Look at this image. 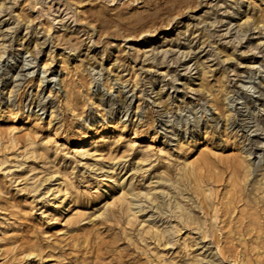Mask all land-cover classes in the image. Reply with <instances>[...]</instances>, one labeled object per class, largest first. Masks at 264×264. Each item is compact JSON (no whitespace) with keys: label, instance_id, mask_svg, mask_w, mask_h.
Segmentation results:
<instances>
[{"label":"rangeland","instance_id":"rangeland-1","mask_svg":"<svg viewBox=\"0 0 264 264\" xmlns=\"http://www.w3.org/2000/svg\"><path fill=\"white\" fill-rule=\"evenodd\" d=\"M151 2L0 0V264H264V0Z\"/></svg>","mask_w":264,"mask_h":264},{"label":"bare ground","instance_id":"bare-ground-1","mask_svg":"<svg viewBox=\"0 0 264 264\" xmlns=\"http://www.w3.org/2000/svg\"><path fill=\"white\" fill-rule=\"evenodd\" d=\"M150 2H151V0H150ZM151 3H152V2H151ZM155 4H156V3H155ZM186 4H187V3H186ZM1 7H2V6H1ZM245 15H246V14H245ZM18 16H20V15H18ZM18 16H17V17H18ZM21 18H22V17H21ZM246 18H247V17H246ZM22 19H24V17H23ZM144 19H146V18H144ZM18 20H19V19H18ZM138 20H139V19H138ZM146 20H147V19H146ZM146 20H145V21H146ZM243 20H244V19H243ZM139 21H140V20H139ZM245 21H246V20H245ZM253 21H256V20H253ZM246 22H247V21H246ZM137 23H138V22H137ZM137 23H136V24H137ZM147 23H148V21H147ZM147 23H144V24H147ZM133 24H135V23H133ZM144 24H143V25H144ZM257 24H258V22H257ZM46 25H47V24H46ZM140 25H141V24H139V26H140ZM253 25H256V24H254V22H253ZM257 26H258V25H257ZM46 27H47V26H46ZM128 27H129V26H128ZM133 27H134V25H133ZM136 27H137V26H136ZM146 27H147V26H146ZM47 28H48V27H47ZM51 28H52V27H51ZM253 28H254V27H253ZM45 29H46V28H45ZM48 29H49V28H48ZM138 29H139V28H138ZM138 29H137V30H138ZM142 29H143V28H142ZM142 29H141V30H142ZM46 30H47V29H46ZM46 30H45V31H46ZM49 30H50V29H49ZM49 30H48V31H49ZM129 30H131V29H129ZM133 30H134V29H133ZM48 31H46V32L48 33ZM138 31H139V30H138ZM248 31H249V30H248ZM136 32H137V31H136ZM140 32H141V31H140ZM137 33H138V32H137ZM138 34H139V33H138ZM22 40H23V39H22ZM218 49H219V48H218ZM219 51H220V50H219ZM223 51H224V50H223ZM220 52L222 53V51H220ZM217 54H220V53L217 52ZM223 54H224V53H223ZM227 55H228V54H227ZM231 55H232V54H231ZM0 57H1V55H0ZM231 57H232V56H231ZM45 66H47V65H45ZM133 67H134V66H133ZM251 78H252V77H251ZM251 78H250V79H251ZM108 83H109V81H108ZM122 85H123V84H122ZM107 86H108V85H107ZM110 88H111V87H110ZM240 94H241V96L243 95V93H240ZM101 97H102V96H101ZM99 98H100V97H99ZM238 99H242V98H238ZM8 100H9V98H8ZM263 100H264V99H263ZM211 102H212V101H211ZM211 104H212V103H211ZM215 108H216V107H215ZM215 108H214V109H215ZM42 109H45V107H43ZM234 124H235V123H234ZM14 129H15V128H14ZM14 129H13V130H14ZM130 140H131V139H130ZM130 140H129V141H130ZM92 143H94V142H91V143H90L89 141H84V142H83L81 145H79L78 147L72 148V149H73L72 152L74 153V157L79 158L80 163H81V162H82V161H83L88 155H90V151L92 150V149H91ZM133 143H135V142H133ZM135 144H137V143H135ZM95 146H96V145H95ZM149 146H150V147H149ZM149 146H148L149 148H152L151 145H149ZM66 148H67V147H66ZM148 150H149V149H148ZM163 151H164V150H163ZM72 152H71V153H72ZM90 156H91V155H90ZM90 156H89V157H90ZM89 157H88V158H89ZM144 157H145V156H143V158H144ZM86 160H87V159H86ZM146 161H147V159H146ZM188 165H189V164H188ZM190 166H191L192 169H193V165H190ZM249 166H250V165H249ZM111 177H113V176H111ZM110 179H111V178H110ZM110 179H109V180H110ZM112 181H113V180H112ZM118 181H119V180H118ZM110 182H111V181H110ZM179 182H180V181H178V183H179ZM114 183L116 184V186H120L119 182L116 181V182H114ZM174 183H175V182H173L172 184H174ZM175 184H177V182H176ZM175 184L173 185V187L175 186ZM177 186H180V185L177 184ZM177 186H176V187H177ZM105 187H106V186H105ZM107 187H108V186H107ZM106 189H108V188H106ZM122 190H123V189H122ZM108 191H109V190H108ZM121 192H122V191H121ZM125 192H126V191H125ZM125 194H126V193H125ZM110 195H111V194H110ZM112 195H113V194H112ZM138 195H141V194L138 193ZM142 195H143V193H142ZM126 196H129V195L127 194ZM102 197H103V196H102ZM139 197H140V196H139ZM154 197H155V196H154ZM114 198H115V197H114ZM127 198H128V197H127ZM108 199H109V198H108ZM110 199H111V198H110ZM122 199H123V198H122ZM122 199H121V201H123ZM124 199H125V198H124ZM152 199H153V198H152ZM126 200H127V199H126ZM102 201H103V200H102ZM106 201H107V200H106ZM110 201H111V200H110ZM119 201H120V200H119ZM119 201H118V202H119ZM139 201H140V200H139ZM139 201H138V202H139ZM151 201H152V200H151ZM115 202H116V200H115ZM123 202H124V201H123ZM136 202H137V201H136ZM120 203H121V202L116 203V204H120ZM125 203H126V202H125ZM139 203H140V202H139ZM177 203H178V201H177ZM106 205H107V203H106ZM106 205H105V206H106ZM108 205H109V204H108ZM110 205H112V203H110ZM110 205H109V207H110ZM124 205H125V204H124ZM124 205H123V206H124ZM129 205H131V203H130ZM158 205H159V204H158ZM175 205H176V204H175ZM103 206H104V205H103ZM112 206H113V205H112ZM135 206H136V205H135ZM164 206H165V205H164ZM176 206H177V205H176ZM180 206H183V204L180 205ZM101 207H102V206H101ZM115 207H116V206H115ZM115 207L113 206L112 208H115ZM125 207H127V205H126ZM125 207H124V209H125ZM174 207H175V206H174ZM178 207H179V204H178ZM110 208H111V207H110ZM130 208H131V207H130ZM179 208H180V207H179ZM184 208H185V207H184ZM124 209H123V211H124ZM170 209H171V208H170ZM185 209H186V208H185ZM185 209L182 210V211H185ZM101 210H102V209H101ZM113 210H115V209H112V210L109 209V211H113ZM131 210H132V209H131ZM136 210H137V209H136ZM187 210H188V209H187ZM103 211H104V210H103ZM134 211H135V210H134ZM177 211H179V210H177ZM177 211H176V212H177ZM78 212H79V210H77L76 213H78ZM106 212H108V211H106ZM125 212H126V211H125ZM172 212H174V211H172ZM185 212H186V211H185ZM113 213H114V212H113ZM179 213H180V212H179ZM179 213H178V215H179ZM187 213H189V212L187 211ZM101 214H102V213H101ZM104 214H105V212H104ZM107 214L109 215V213H107ZM134 214H135V213H133V215H134ZM137 214H138V213H137ZM133 215H132V216H133ZM186 215H187V214L184 213V216H186ZM188 215H189V214H188ZM188 215H187V217H188ZM104 216H106V215H104ZM132 216L130 217L131 219H132ZM134 216L137 217V215H134ZM139 216H140V215H139ZM110 217H113V216L110 215ZM136 217H135V218H136ZM181 217H182V216H181ZM189 217H190V216H189ZM189 217H188V218H189ZM146 218H147V217H146ZM184 220H185V219H184ZM181 221H183V219H181ZM189 221H190V220H189ZM140 222H141V221H140ZM179 222H180V220H179ZM186 222H187V220H186ZM191 222H192V221H191ZM145 223H146V222H145ZM180 223H181V222H180ZM184 223H185V222H184ZM146 224H147V223H146ZM180 225H181V224H180ZM143 226H144V225H143ZM143 226H142V227H143ZM184 226H186V225H184ZM149 227L151 228L152 226H149ZM151 229H152V228H151ZM159 229H160V228H159ZM156 230H158V228H157ZM153 231H154V230H153ZM153 231H152V232H153ZM162 231H163V230H162ZM148 232H149V231H148ZM159 232H160V231H159ZM150 233H151V232H150ZM153 233H154V232H153ZM161 234H162V233H161ZM156 236H157V235H156ZM156 236H155V237H156ZM160 236H161V235H160ZM156 238H157V237H156ZM161 238H162V237H161ZM192 263H193V262H192Z\"/></svg>","mask_w":264,"mask_h":264}]
</instances>
